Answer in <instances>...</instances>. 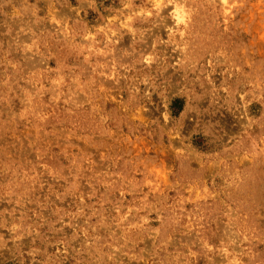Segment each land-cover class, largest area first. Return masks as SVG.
I'll return each mask as SVG.
<instances>
[{"label":"rangeland","instance_id":"374dc122","mask_svg":"<svg viewBox=\"0 0 264 264\" xmlns=\"http://www.w3.org/2000/svg\"><path fill=\"white\" fill-rule=\"evenodd\" d=\"M0 264H264V0H0Z\"/></svg>","mask_w":264,"mask_h":264},{"label":"bare ground","instance_id":"6f19581e","mask_svg":"<svg viewBox=\"0 0 264 264\" xmlns=\"http://www.w3.org/2000/svg\"><path fill=\"white\" fill-rule=\"evenodd\" d=\"M176 15H177V16H176L177 20L181 19V17H182V16H180V15H182L181 13H179V15H178V13H177Z\"/></svg>","mask_w":264,"mask_h":264}]
</instances>
